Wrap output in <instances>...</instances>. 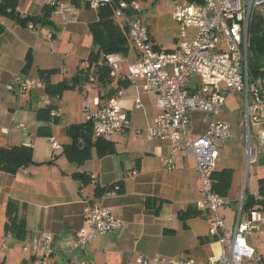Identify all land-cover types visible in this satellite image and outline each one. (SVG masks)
I'll return each instance as SVG.
<instances>
[{"label":"crops","instance_id":"1","mask_svg":"<svg viewBox=\"0 0 264 264\" xmlns=\"http://www.w3.org/2000/svg\"><path fill=\"white\" fill-rule=\"evenodd\" d=\"M50 1L19 0L16 10L22 16L40 15L43 6ZM68 2L67 10L52 12L50 23L45 25L20 26L8 17H0V147L31 146L33 158L31 164L14 174L0 171V264H68V260L74 258L92 264H139L138 257L147 259L148 264H174L184 256L206 264L209 257L220 254L221 245L215 236L208 234L207 210L196 208L202 198L196 161L180 151L174 168L164 167L163 160L171 143L146 138L145 131L152 125L158 110L155 96L140 88L144 79L137 78L125 88L122 106L131 123L107 138L113 142L115 151L99 156L92 150L91 157L81 164L71 161L62 148H54L52 141L61 147L69 144L71 136L66 127L87 121L84 111L89 103L87 96L93 91V103L89 104L95 107L97 100L102 105L104 101L99 96L105 88L84 79L61 96L50 98L60 116L48 126L36 117V109L46 105L41 99L46 96L43 83L42 87L29 90H20L16 85L12 90L7 89L16 75L41 81L39 69L57 68L58 73L50 76L51 83H57L70 79L86 66V58L94 48L88 24L98 18L97 10L87 8L80 0ZM28 51H31L33 63L28 73H23ZM123 56L124 69L138 57L131 44ZM136 98L141 100L140 108L134 107ZM217 119L228 121L223 111ZM42 127L47 135L39 132ZM238 134V146L244 147L239 128ZM229 140L219 150L215 171L231 169L229 189L224 196L230 205L223 206L220 211L225 224L233 226L237 203L243 199L244 192L254 198L259 195V182L264 176L255 180L252 191L245 188L244 179L242 193H236L237 186L242 184L241 169L236 173L231 167H218L222 149L226 146L224 154H227L234 146L232 142L228 144ZM256 143L257 148L264 151L261 141L256 139ZM76 172L85 173L90 179L82 184L74 178ZM111 184L120 185L122 190L115 195H96L97 190ZM231 191H234L233 197H229ZM146 198L154 200L152 206L145 205ZM94 200L109 207L127 226L97 235L83 250H75L72 258L68 250L74 233L85 225L83 207L86 201ZM10 201L17 204V216L24 220L23 239L4 233L8 218L6 206ZM251 208L258 209L264 217L263 205L255 204ZM248 210L242 211V219L248 218ZM257 225L259 229L255 233L264 237V220ZM43 233L53 235L54 253L42 258L23 251L24 242L34 241ZM252 236H247L251 237L247 238L248 243L264 259L263 249Z\"/></svg>","mask_w":264,"mask_h":264},{"label":"built area","instance_id":"2","mask_svg":"<svg viewBox=\"0 0 264 264\" xmlns=\"http://www.w3.org/2000/svg\"><path fill=\"white\" fill-rule=\"evenodd\" d=\"M80 1L92 10L112 4L114 17L127 24L130 44L138 55L136 62L124 69L123 54L109 53L105 55L104 63L109 68L111 78L125 77L129 84L142 78L144 82L140 88L155 96L158 111L145 135L149 140L163 139L171 143V149L163 160L164 167L173 169L180 151L196 161L202 193L196 208L207 210L208 234L215 236L221 245L220 254L209 257L206 264H264V259L247 241V236L259 229L257 223L264 220L263 214L251 208L248 218L242 219L241 198L236 205L235 222L233 226H227L220 210L229 202L214 190L212 176L220 148L233 135L231 124L217 119L228 93L237 92L242 97L239 133L247 161H253L258 153L256 139L264 146V89L248 67L250 24L256 12L264 13V0H200L189 5L176 4L172 18L178 23L179 38L176 46L169 50L156 48L146 26L136 17L131 18L141 10L138 1ZM50 4L55 6L58 13L69 6L68 0H51ZM190 29L194 31L192 35ZM194 74L198 75L197 79L192 78ZM88 78L90 82L95 81L90 73ZM15 85L20 90H29L42 87V82L16 75L7 84V89L12 90ZM124 91V88L119 89L102 105L95 100V107L89 103L84 106L86 120L90 122L94 135L109 138L130 126V117L122 106ZM42 98L46 105L51 104L49 97ZM141 106V100L136 98L134 107ZM49 115L58 118L60 112L54 108ZM52 145L57 149L62 148L54 140ZM119 188L118 184H114L100 197L106 193L115 195ZM255 199L262 198L257 195ZM83 214L85 225L74 233L68 250L72 258L75 250H83L97 235L127 226L122 218L113 214L99 200L86 201ZM55 248L54 237L49 233L23 243V251L42 258L54 253ZM137 262L149 263L143 257H138ZM67 263L92 264L75 258ZM174 264L200 263L184 256Z\"/></svg>","mask_w":264,"mask_h":264},{"label":"trees","instance_id":"3","mask_svg":"<svg viewBox=\"0 0 264 264\" xmlns=\"http://www.w3.org/2000/svg\"><path fill=\"white\" fill-rule=\"evenodd\" d=\"M131 1V0H126ZM197 1L200 0H190ZM19 0H0V17H8L14 20L20 26H28L29 24H47L50 23L49 17L55 11V6L46 4L42 8L40 15H25L22 16L17 12ZM97 19L88 24L89 32L92 36L94 48L90 51L86 58V64L82 69H79L70 79H64L57 83H51L50 76L58 73L57 68L39 69L38 77L44 86V92L47 97H59L66 90L75 88L82 80L88 81L89 73L95 78L92 83L105 88V92L99 96L104 102L116 94L119 89L127 88L129 81L125 77L111 78L109 76V68L104 63L105 55L109 53L126 54L130 46L127 24L124 21H118L114 17V5L106 4L97 9ZM1 30V27H0ZM249 49L254 56L264 55V13L256 12L253 15L250 24ZM169 50V49H166ZM250 64L248 54V67L254 78L257 76L264 77V70L256 67L253 63ZM33 59L31 51H28L25 56L23 73H28L32 67ZM262 87V86H261ZM263 88V87H262ZM264 89V88H263ZM55 106L45 105L36 109V117L38 120L45 122L46 126L50 122H55L58 118L50 117V110ZM67 133L71 136V142L62 146V152L76 164H81L91 157L92 150H95L99 156L113 153L115 151L113 142L102 136H96L89 121L83 123L72 124L66 127ZM41 134L47 135L44 128H40ZM33 162L32 147L28 145H11L8 147H0V171L14 174L21 168L27 167ZM264 163V161H263ZM74 178L80 180L82 184L86 183L90 177L82 172L74 173ZM213 188L222 196L227 194L230 185L231 169H223L213 172ZM114 184L107 185L101 190L96 191V195L101 196L103 192L110 189ZM120 186V185H119ZM121 186L119 188L120 192ZM259 195L261 200H256L253 196L247 195L244 192L242 209H250L255 204L264 206V178L259 182ZM154 200L146 198L145 205L152 206ZM158 207L155 208L156 212ZM7 222L4 226L5 234L13 238L23 239L25 236L24 220L17 216V204L8 202L6 206ZM188 215V212H185Z\"/></svg>","mask_w":264,"mask_h":264},{"label":"rangeland","instance_id":"4","mask_svg":"<svg viewBox=\"0 0 264 264\" xmlns=\"http://www.w3.org/2000/svg\"><path fill=\"white\" fill-rule=\"evenodd\" d=\"M136 1H138L141 7V10L136 14V18L139 19L149 30L155 47L160 50L173 49L176 46L179 38L178 23L172 18L173 9L176 4L189 5L192 4L193 1L190 0H136ZM117 20L121 21L120 19ZM189 33L192 35L194 31L190 29ZM90 37L92 39L91 34ZM92 44H93V40H92ZM248 54L250 57V64H252V61L255 58L253 63H255L256 67L261 70H264V55L254 56L253 52L250 49H248ZM32 76L34 77V74H32ZM192 78L197 79L198 75L194 74ZM33 79L34 78H32V80ZM256 79L259 82V84L264 88V77L259 75L256 77ZM93 94L94 92L91 91L87 96V101L90 104L93 103ZM41 99H43L42 96ZM91 107H93V105H91ZM242 110H243V101L241 95L237 92L228 93L226 96V102L222 107V111L224 113V118L227 119L232 124L233 137L229 140L228 144L232 142L234 146L231 147L230 152L227 154H224V152H226L227 147L225 146L222 149L223 155L221 160L218 162V167L219 168L231 167L232 169H235L236 173H238L239 169H241L243 177H242V184L240 183V186H237L238 188L236 190L237 191L236 193L238 195L242 193L244 179H245V188H247L248 191H252L254 190L255 180L258 177L264 176V165L262 164L263 163L262 161L264 160V151L259 147L256 160L247 161L245 147L238 146V142H239L238 128L242 122ZM253 138L256 139L255 134H253ZM241 158H243V160ZM240 181H241V177H240ZM235 187H236V180L234 181L233 189ZM233 195H234V191H231L229 197H233ZM227 200L230 205L229 199ZM247 238L248 240L251 239V237H247ZM252 240L260 244L261 248L264 251V237L262 235H259V233H254L252 236Z\"/></svg>","mask_w":264,"mask_h":264}]
</instances>
